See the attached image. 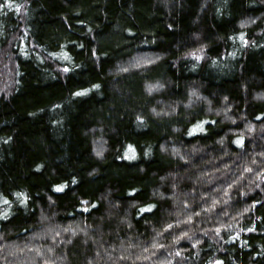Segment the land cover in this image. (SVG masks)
Returning <instances> with one entry per match:
<instances>
[{
	"label": "trees",
	"instance_id": "trees-1",
	"mask_svg": "<svg viewBox=\"0 0 264 264\" xmlns=\"http://www.w3.org/2000/svg\"><path fill=\"white\" fill-rule=\"evenodd\" d=\"M0 264H264V0H0Z\"/></svg>",
	"mask_w": 264,
	"mask_h": 264
},
{
	"label": "snow or ice",
	"instance_id": "snow-or-ice-1",
	"mask_svg": "<svg viewBox=\"0 0 264 264\" xmlns=\"http://www.w3.org/2000/svg\"><path fill=\"white\" fill-rule=\"evenodd\" d=\"M169 227H171V225H169Z\"/></svg>",
	"mask_w": 264,
	"mask_h": 264
}]
</instances>
